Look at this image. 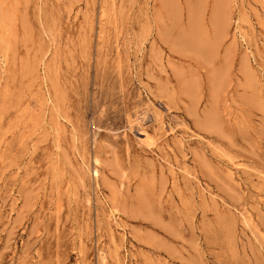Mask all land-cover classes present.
I'll return each instance as SVG.
<instances>
[{"label":"rangeland","instance_id":"rangeland-1","mask_svg":"<svg viewBox=\"0 0 264 264\" xmlns=\"http://www.w3.org/2000/svg\"><path fill=\"white\" fill-rule=\"evenodd\" d=\"M0 264H264V0H0Z\"/></svg>","mask_w":264,"mask_h":264},{"label":"bare ground","instance_id":"bare-ground-1","mask_svg":"<svg viewBox=\"0 0 264 264\" xmlns=\"http://www.w3.org/2000/svg\"><path fill=\"white\" fill-rule=\"evenodd\" d=\"M148 112V111H147ZM143 122V121H142ZM154 144L149 143V146H153ZM98 175V174H97Z\"/></svg>","mask_w":264,"mask_h":264}]
</instances>
